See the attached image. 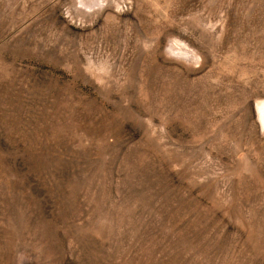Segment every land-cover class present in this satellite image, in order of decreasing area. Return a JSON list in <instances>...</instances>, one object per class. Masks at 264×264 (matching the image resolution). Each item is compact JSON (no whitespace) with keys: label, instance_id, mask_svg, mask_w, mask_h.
<instances>
[{"label":"rangeland","instance_id":"1","mask_svg":"<svg viewBox=\"0 0 264 264\" xmlns=\"http://www.w3.org/2000/svg\"><path fill=\"white\" fill-rule=\"evenodd\" d=\"M0 264H264V0H0Z\"/></svg>","mask_w":264,"mask_h":264}]
</instances>
